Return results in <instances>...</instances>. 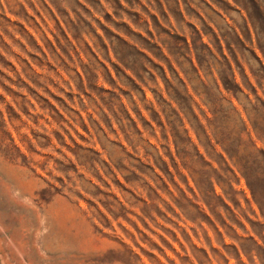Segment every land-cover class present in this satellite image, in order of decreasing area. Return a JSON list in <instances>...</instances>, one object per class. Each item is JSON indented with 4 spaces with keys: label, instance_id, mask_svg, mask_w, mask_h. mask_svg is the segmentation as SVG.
I'll return each mask as SVG.
<instances>
[{
    "label": "rangeland",
    "instance_id": "374dc122",
    "mask_svg": "<svg viewBox=\"0 0 264 264\" xmlns=\"http://www.w3.org/2000/svg\"><path fill=\"white\" fill-rule=\"evenodd\" d=\"M0 264H264V0H0Z\"/></svg>",
    "mask_w": 264,
    "mask_h": 264
}]
</instances>
